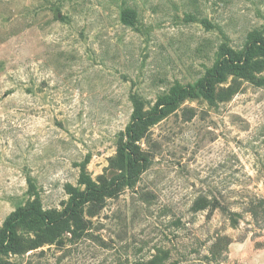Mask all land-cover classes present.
<instances>
[{"label": "rangeland", "instance_id": "374dc122", "mask_svg": "<svg viewBox=\"0 0 264 264\" xmlns=\"http://www.w3.org/2000/svg\"><path fill=\"white\" fill-rule=\"evenodd\" d=\"M0 264H264V0H0Z\"/></svg>", "mask_w": 264, "mask_h": 264}, {"label": "trees", "instance_id": "16d2710c", "mask_svg": "<svg viewBox=\"0 0 264 264\" xmlns=\"http://www.w3.org/2000/svg\"><path fill=\"white\" fill-rule=\"evenodd\" d=\"M254 50V46H251L244 50V52L237 53L229 49L224 50L223 60H226L223 63L216 64L213 68L211 73L212 75L218 76L219 79H217V82L219 84L224 83L225 81L222 78V72L223 71H231L238 74H244L247 68V65L249 63V57L252 55ZM223 51V50H222ZM188 88H183V86H175L172 87V89L168 93H164L162 96L158 98L159 106L164 105H176L179 104L183 100V90H186ZM229 91V89H227ZM161 114V112H159ZM155 122V117L153 112L147 111L145 112L143 108H137L135 109L133 115H132V121L130 122L128 126V143H127V150L129 151V158H133L135 155V150H137V147H135V144L142 138L143 133H139L141 129L149 126L150 124H153ZM85 162L80 166V183L84 186V190L79 191H73V193L70 194L69 203L67 206V210L70 213H73L74 210H76L79 206L85 203V200L89 199L92 201H97L101 197L105 196L104 194H107L109 192V189L102 188L98 184H96L86 173ZM129 169H132L131 161H129ZM48 212H42L41 210L37 209L34 205L31 206V208L28 210H24L20 213V220H26L29 217H35L37 219H40L42 221H49L48 219ZM52 215L54 214V211L52 212ZM57 216V215H55ZM65 224V220H63V225ZM12 226L9 225V227ZM16 236V233H10L9 240H12Z\"/></svg>", "mask_w": 264, "mask_h": 264}]
</instances>
